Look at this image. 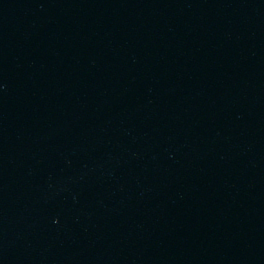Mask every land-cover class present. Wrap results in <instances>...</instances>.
Returning a JSON list of instances; mask_svg holds the SVG:
<instances>
[{
    "label": "water",
    "instance_id": "95a60500",
    "mask_svg": "<svg viewBox=\"0 0 264 264\" xmlns=\"http://www.w3.org/2000/svg\"><path fill=\"white\" fill-rule=\"evenodd\" d=\"M0 264H264V0H0Z\"/></svg>",
    "mask_w": 264,
    "mask_h": 264
}]
</instances>
